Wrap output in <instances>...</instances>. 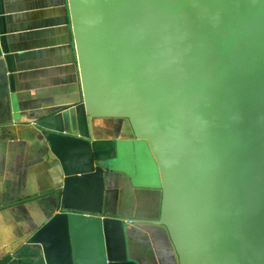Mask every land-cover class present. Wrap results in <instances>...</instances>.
<instances>
[{
    "label": "water",
    "instance_id": "obj_1",
    "mask_svg": "<svg viewBox=\"0 0 264 264\" xmlns=\"http://www.w3.org/2000/svg\"><path fill=\"white\" fill-rule=\"evenodd\" d=\"M67 1L82 97L34 122L62 185L11 203L57 193L31 264H137L127 219L103 213L99 119L127 134L106 144L130 183L161 191L157 218L130 221L164 229L176 264H264V0ZM1 55L15 101L5 37Z\"/></svg>",
    "mask_w": 264,
    "mask_h": 264
},
{
    "label": "crops",
    "instance_id": "obj_2",
    "mask_svg": "<svg viewBox=\"0 0 264 264\" xmlns=\"http://www.w3.org/2000/svg\"><path fill=\"white\" fill-rule=\"evenodd\" d=\"M2 4L6 32L2 34L0 24V42L3 37L7 40L19 88L14 101L1 55L0 264H31L36 249L24 241L55 212L57 193L43 200L11 203L57 188L63 179L59 163L34 122L75 105L82 94L68 1L3 0ZM93 127L97 157L105 154L106 141L127 135L117 131L111 119L95 120ZM107 185V205L124 213L104 214L127 219L123 222L127 257L137 264H176L164 229L130 221L157 218L161 191L134 186L125 174L114 171L108 172Z\"/></svg>",
    "mask_w": 264,
    "mask_h": 264
},
{
    "label": "rangeland",
    "instance_id": "obj_3",
    "mask_svg": "<svg viewBox=\"0 0 264 264\" xmlns=\"http://www.w3.org/2000/svg\"><path fill=\"white\" fill-rule=\"evenodd\" d=\"M4 128V126L1 127V129ZM113 142V143H112ZM108 144L106 150H105V155L106 158L103 159V160H100L98 161L99 163H105L104 164V167L105 168H110V169H113L114 171L116 172H120V173H123L125 175L128 176L129 179H131V177L129 176L128 172H126L125 170H123L121 167L117 166L116 165V162L114 161V156H115V152H116V142L115 141H112ZM150 160V163H149V168L150 170L152 171V173L155 174V169H154V165L151 161V159L149 158ZM132 180V179H131ZM133 181V180H132ZM133 183V182H132ZM112 191V190H111ZM110 192V188L109 186L107 185V187L105 186V191H104V205H103V213H107V214H114V215H117V214H120V213H124L120 208H112V207H109L107 205V198L109 197V193ZM125 192V190H122L121 193ZM39 200H43L42 198H38ZM41 225V224H40Z\"/></svg>",
    "mask_w": 264,
    "mask_h": 264
}]
</instances>
